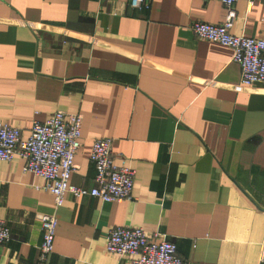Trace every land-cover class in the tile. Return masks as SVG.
<instances>
[{"label": "crops", "instance_id": "1", "mask_svg": "<svg viewBox=\"0 0 264 264\" xmlns=\"http://www.w3.org/2000/svg\"><path fill=\"white\" fill-rule=\"evenodd\" d=\"M229 32L264 40V0H237ZM216 0H0V122L25 138L33 119L79 114L69 183L89 189L91 142L111 139L133 171L129 201L35 190L14 156L0 161V264H33L36 215H54L47 264H131L104 248L115 226L159 231L183 264H264V82L238 86L228 47L198 39Z\"/></svg>", "mask_w": 264, "mask_h": 264}, {"label": "built area", "instance_id": "2", "mask_svg": "<svg viewBox=\"0 0 264 264\" xmlns=\"http://www.w3.org/2000/svg\"><path fill=\"white\" fill-rule=\"evenodd\" d=\"M132 9L148 8L149 0H126ZM225 8L220 23L194 22L189 26L198 39L226 46L231 51V61L239 67L238 86L248 87L264 82V40L233 35L229 32L237 0H216ZM249 7L253 0H245ZM79 114L53 111L43 120L33 119L25 138L19 128L0 122V161H10L17 156L22 160V172L40 179L35 190H43L52 197L53 207L62 204L65 194L73 198L95 197L102 202H122L132 199L134 171L123 159L115 162L111 155V139L96 138L91 142L88 159L93 167V185L89 189L69 183L74 171L73 158L80 146ZM41 229V241L33 264H47L52 251L56 219L54 215H36ZM9 238V230L0 220V244ZM107 253L133 256L131 264H183L175 252V245L166 234L159 231L146 233L139 227L115 226L105 236Z\"/></svg>", "mask_w": 264, "mask_h": 264}]
</instances>
